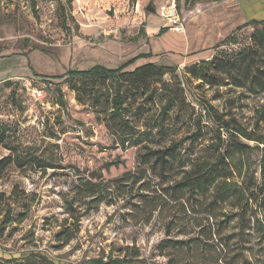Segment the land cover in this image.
<instances>
[{
    "label": "rangeland",
    "instance_id": "1",
    "mask_svg": "<svg viewBox=\"0 0 264 264\" xmlns=\"http://www.w3.org/2000/svg\"><path fill=\"white\" fill-rule=\"evenodd\" d=\"M169 1L136 0L132 4L129 0H72L64 22L56 0H0V125L7 129L5 142L19 146L22 154L32 153L46 160L51 157L58 162L53 169L31 167L30 163L21 169L11 166L0 175V194L9 196L17 187L20 198L30 204L23 222L0 231V257L40 252L57 264H87L91 259L124 256L132 264H204L200 252L193 257L187 246L174 249L163 243V215H154L146 222L143 216L130 214L131 205L123 202L101 206L83 216L79 233L66 247L60 248L54 236L59 226L69 228L72 223L71 219L64 222L67 218L62 209L63 195L73 181L69 172L99 171L117 160L123 164L117 169L111 167L108 173L103 171L106 177H115L136 167L135 152L140 147L125 151L113 147L104 120L109 105H94L91 110L98 115L79 106L68 90V71L95 65L116 69L137 55L149 53L148 59L136 61L125 71L145 63L170 64L184 79L186 67L235 52L248 43L253 29L246 26L248 20L236 0H174L184 25L182 34L165 27L160 17L161 7ZM150 4L155 13L146 11ZM252 10L259 8L252 6ZM157 20L159 23L153 24ZM140 27L142 34L137 36ZM163 28L165 33L157 35ZM186 78L192 89L189 101L205 99L242 125L254 123L262 98L246 99L235 89L197 90V83ZM58 90L63 94L64 107L58 103ZM36 91L42 93L39 100L34 96ZM141 102L126 103L125 114L137 132L144 133L147 120L155 117L161 101L155 105ZM139 103L143 104L141 115L136 111ZM83 104H89L86 98ZM211 137L206 133L194 145V152L201 154L204 149L205 153ZM10 154L0 147V160ZM260 155L255 151L248 157L256 177ZM23 212L22 207L14 206L11 216L17 218ZM234 222L227 232L235 230Z\"/></svg>",
    "mask_w": 264,
    "mask_h": 264
},
{
    "label": "trees",
    "instance_id": "2",
    "mask_svg": "<svg viewBox=\"0 0 264 264\" xmlns=\"http://www.w3.org/2000/svg\"><path fill=\"white\" fill-rule=\"evenodd\" d=\"M56 1L62 21L66 22V8L71 7L72 0ZM135 1L129 0L132 4ZM246 26L253 29L246 45L186 67L184 79L178 76L177 67L170 64L145 63L125 71L136 61L148 59L149 53L137 55L116 69L95 65L66 73L68 90L79 106L92 112L94 105L101 102L109 105L104 120L113 147L124 151L140 147L135 152L136 167L115 177H106L103 171L108 173L111 167L117 169L123 164L117 160L106 163L103 170L69 172L73 181L63 195L62 209L67 218L64 222L71 219L72 223L69 228L59 226L54 235L60 248L69 245L79 233L83 216L101 206L123 202L131 205L130 214H139L146 222L154 215H163L162 230L166 237L163 243L174 249L187 246L193 257L200 252L204 264H264V128L261 126L264 124V19H250ZM165 31L160 29L157 35ZM140 34L141 27L137 36ZM186 77L197 83L194 88L197 90L235 89L241 91L238 96L246 99L262 98V104L255 110L254 123L242 125L205 99L189 101L187 97L192 89ZM58 95V103L64 107L60 90ZM85 98L87 105L83 104ZM138 100L151 105L161 101L155 117L147 120L144 133L137 132L125 114V104L133 105ZM143 104L136 106L138 115ZM6 130L0 125V147L11 154L0 160V175L11 166L21 169L28 163L39 169L58 166L51 157L46 160L32 153L22 154L19 146L7 144ZM206 133L211 134V143L205 153L204 149L201 154L195 153L194 145ZM255 151L261 153L258 177L251 171L248 159ZM14 206L24 210L17 218L11 216ZM29 209L30 204L20 198L17 187L9 196L0 194V211H4L0 231L23 222ZM233 221L235 230L227 232ZM180 236L184 238L176 239ZM37 260L57 264L40 252L0 257L2 264ZM87 264L132 262L124 256L108 257L105 261L91 259Z\"/></svg>",
    "mask_w": 264,
    "mask_h": 264
},
{
    "label": "built area",
    "instance_id": "3",
    "mask_svg": "<svg viewBox=\"0 0 264 264\" xmlns=\"http://www.w3.org/2000/svg\"><path fill=\"white\" fill-rule=\"evenodd\" d=\"M160 17L165 22V25L173 32L177 34L184 33V25L178 17L175 1H169L165 6L161 7ZM34 96L39 100L41 99L42 93L36 91Z\"/></svg>",
    "mask_w": 264,
    "mask_h": 264
},
{
    "label": "crops",
    "instance_id": "4",
    "mask_svg": "<svg viewBox=\"0 0 264 264\" xmlns=\"http://www.w3.org/2000/svg\"><path fill=\"white\" fill-rule=\"evenodd\" d=\"M239 3V7L243 13V16L246 20L250 19H264V0H236ZM252 6H257L258 11H253ZM258 14H261L258 16ZM159 20L153 24H158ZM165 27H167L165 25ZM165 29V28H163ZM170 30V29H169ZM173 32V31H172Z\"/></svg>",
    "mask_w": 264,
    "mask_h": 264
},
{
    "label": "water",
    "instance_id": "5",
    "mask_svg": "<svg viewBox=\"0 0 264 264\" xmlns=\"http://www.w3.org/2000/svg\"><path fill=\"white\" fill-rule=\"evenodd\" d=\"M146 11L147 12H150V13H155V9L152 8V5L151 4L146 8Z\"/></svg>",
    "mask_w": 264,
    "mask_h": 264
}]
</instances>
